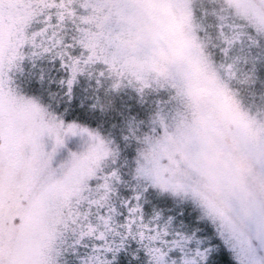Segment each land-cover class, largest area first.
<instances>
[{"label":"snow or ice","instance_id":"obj_1","mask_svg":"<svg viewBox=\"0 0 264 264\" xmlns=\"http://www.w3.org/2000/svg\"><path fill=\"white\" fill-rule=\"evenodd\" d=\"M0 264H264V0H0Z\"/></svg>","mask_w":264,"mask_h":264}]
</instances>
